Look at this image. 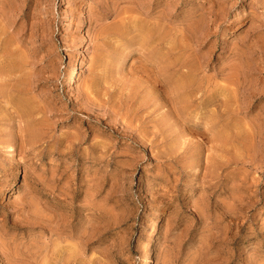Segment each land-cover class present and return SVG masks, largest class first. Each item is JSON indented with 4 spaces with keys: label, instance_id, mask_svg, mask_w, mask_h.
Here are the masks:
<instances>
[{
    "label": "rangeland",
    "instance_id": "rangeland-1",
    "mask_svg": "<svg viewBox=\"0 0 264 264\" xmlns=\"http://www.w3.org/2000/svg\"><path fill=\"white\" fill-rule=\"evenodd\" d=\"M147 253L264 264V0H0V264Z\"/></svg>",
    "mask_w": 264,
    "mask_h": 264
},
{
    "label": "bare ground",
    "instance_id": "bare-ground-1",
    "mask_svg": "<svg viewBox=\"0 0 264 264\" xmlns=\"http://www.w3.org/2000/svg\"><path fill=\"white\" fill-rule=\"evenodd\" d=\"M88 7V6H87ZM86 7V8H87ZM82 23H80L81 25H80V27H82V25L84 24V18L82 19V21H81ZM83 40H84V36H83V38H82ZM194 70V69H193ZM193 72V71H192ZM188 74V73H187ZM191 74V73H190ZM189 75V74H188ZM187 75V76H188ZM186 76V75H185ZM191 77V76H190ZM72 78H73V71H69L68 73H67V76H66V82H67V84H72L73 83V80H72ZM188 78V77H187ZM182 79V78H181ZM191 79V78H190ZM189 79V80H190ZM178 81H179V79H178ZM188 81V80H187ZM186 81V82H187ZM191 82H193V81H191ZM190 82V83H191ZM188 85H189V83H188ZM187 85V86H188ZM189 87V86H188ZM180 90V89H179ZM184 90V89H183ZM181 93V92H180ZM179 96V95H178ZM183 96V95H182ZM19 101V100H18ZM20 102V101H19ZM25 102V101H24ZM184 103V102H183ZM186 103H187V101H186ZM17 104V103H16ZM20 104V103H19ZM23 104V103H22ZM181 105V104H180ZM25 106V105H24ZM29 106V105H28ZM19 107V106H18ZM26 107V106H25ZM184 107V106H183ZM183 107H181V109L183 108ZM186 107V106H185ZM22 108V107H21ZM20 108V109H21ZM187 108V107H186ZM26 111V110H25ZM30 111V110H29ZM26 113H27V111H26ZM24 115V114H23ZM26 115H28V114H26ZM25 116V115H24ZM31 127V126H30ZM13 151V150H12ZM153 245V244H152ZM151 248V247H150ZM151 250V249H150ZM148 254V253H147ZM152 255V254H151ZM146 256V255H145ZM150 253L142 260V264H147L150 260Z\"/></svg>",
    "mask_w": 264,
    "mask_h": 264
}]
</instances>
